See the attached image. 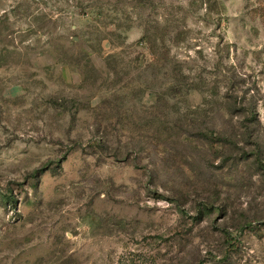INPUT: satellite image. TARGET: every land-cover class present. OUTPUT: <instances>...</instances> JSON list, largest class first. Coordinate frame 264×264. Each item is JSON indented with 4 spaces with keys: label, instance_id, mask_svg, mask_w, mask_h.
Wrapping results in <instances>:
<instances>
[{
    "label": "rangeland",
    "instance_id": "1",
    "mask_svg": "<svg viewBox=\"0 0 264 264\" xmlns=\"http://www.w3.org/2000/svg\"><path fill=\"white\" fill-rule=\"evenodd\" d=\"M0 264H264V0H0Z\"/></svg>",
    "mask_w": 264,
    "mask_h": 264
},
{
    "label": "trees",
    "instance_id": "2",
    "mask_svg": "<svg viewBox=\"0 0 264 264\" xmlns=\"http://www.w3.org/2000/svg\"><path fill=\"white\" fill-rule=\"evenodd\" d=\"M201 136L208 140L209 142H213V143H223L226 138H224V136L220 133H215V132H203L201 133ZM228 238V237H227Z\"/></svg>",
    "mask_w": 264,
    "mask_h": 264
}]
</instances>
